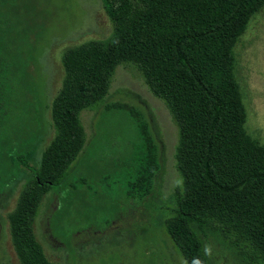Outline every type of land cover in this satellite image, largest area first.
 Listing matches in <instances>:
<instances>
[{
	"label": "trees",
	"instance_id": "16d2710c",
	"mask_svg": "<svg viewBox=\"0 0 264 264\" xmlns=\"http://www.w3.org/2000/svg\"><path fill=\"white\" fill-rule=\"evenodd\" d=\"M27 1L0 0V201L11 193L21 168L32 175L7 214L19 264H54L32 234L39 201L48 191L55 197L48 225L51 218L54 225L61 222L59 190L69 188L80 195L79 201H68L75 207L70 216L76 214L78 220L81 202L83 218L95 215L98 229H82L89 235L119 229L116 221L139 209L152 193L157 144L138 108L122 101L104 103V112L123 113L134 137L113 154L84 150L77 113L102 102L111 71L121 61L135 64L177 127L179 182L172 215L162 222L174 251L186 264H214L203 251V240L212 235L240 264H264V145L243 130V109L231 73L232 47L246 18L264 0H100L113 21L112 44L87 43L63 54L61 88L50 104L56 134L38 167L27 158L35 138L30 108L37 99L29 98L32 77L26 63L33 48L30 35L41 22L35 19L33 0ZM88 191L89 202L81 194ZM68 202L63 199L64 206ZM142 224L132 221L130 226L140 232ZM78 233L57 242L68 247Z\"/></svg>",
	"mask_w": 264,
	"mask_h": 264
},
{
	"label": "rangeland",
	"instance_id": "374dc122",
	"mask_svg": "<svg viewBox=\"0 0 264 264\" xmlns=\"http://www.w3.org/2000/svg\"><path fill=\"white\" fill-rule=\"evenodd\" d=\"M33 2L32 10L37 13L35 19L41 22V28L30 35L33 48L26 63V70L32 77V85L28 86L29 98L31 101L37 99L30 108L35 138L27 158L30 165L38 167L41 153L56 134L51 123L50 104L61 88L63 54L87 43L112 44L113 21L103 10L100 0ZM21 3L28 1L21 0ZM231 73L243 109V130L258 145H264V2L246 18L232 47ZM101 101L95 107L82 108L77 113L84 150L90 147L95 154L123 151L134 137L131 124L119 111L104 112L103 104L122 101L133 105L143 113L157 144L158 174L154 189L139 209L129 210L116 221L119 229L107 228L93 235L82 231L84 227L98 229L94 214L89 219L83 218L86 212L82 202L78 206V220L75 219L76 214L70 216L68 211L75 207L68 201H79L80 195L69 188L59 190L56 211L58 217L61 216V222L57 220L60 226L59 223L54 225L53 218L48 225L47 215L55 202L54 193L50 190L39 201L38 214L32 225L35 240L46 260L54 264H186L162 233V222L172 215L175 207L173 192L179 182L174 157L177 127L168 108L161 98L148 90L141 73L130 61L114 65ZM91 158V155L87 156V162ZM31 179L30 172L21 168L11 193L0 201V264H19L10 240L7 214ZM74 188L84 191L81 186L74 185ZM97 190H100L99 186ZM89 193H81L84 201L89 202ZM63 199L69 204L64 206ZM66 208L65 212L59 213ZM96 212V218L100 219L102 211L97 209ZM132 221L139 225L143 223L140 232L130 226ZM75 231L79 233L68 244L70 252L57 239L66 240ZM50 233L56 237L55 240ZM137 235L143 238L136 239ZM213 237L210 235L203 240L207 258L214 264H240L232 250L217 244Z\"/></svg>",
	"mask_w": 264,
	"mask_h": 264
}]
</instances>
